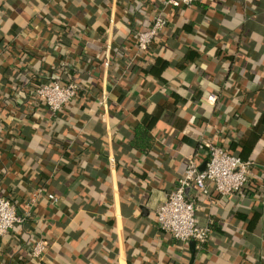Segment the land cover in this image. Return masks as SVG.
Listing matches in <instances>:
<instances>
[{
    "label": "crops",
    "instance_id": "obj_1",
    "mask_svg": "<svg viewBox=\"0 0 264 264\" xmlns=\"http://www.w3.org/2000/svg\"><path fill=\"white\" fill-rule=\"evenodd\" d=\"M160 5L0 0V96L8 84L17 94L7 107L0 97V194L20 215L36 197L31 218L0 238V264H264V0L167 5L163 32L138 53L131 34ZM69 27L83 33L67 38ZM24 65L63 81L69 67L77 99L55 117L25 103ZM208 143L251 161L252 177L225 197L186 189L197 224L212 223L200 247L160 230L155 211L187 156L204 168ZM32 233L48 246L31 263Z\"/></svg>",
    "mask_w": 264,
    "mask_h": 264
},
{
    "label": "built area",
    "instance_id": "obj_2",
    "mask_svg": "<svg viewBox=\"0 0 264 264\" xmlns=\"http://www.w3.org/2000/svg\"><path fill=\"white\" fill-rule=\"evenodd\" d=\"M150 1V0H139ZM197 0H160L161 5L152 15L150 24L138 31L135 44L138 53L148 50L154 37L163 31L166 19L163 8L167 5L189 6ZM104 65H108L105 60ZM79 85L76 83L61 84L59 81L37 83L32 90L34 101H40L53 114L76 95ZM208 99L213 101L216 95L210 94ZM104 96L101 103L104 104ZM208 157L203 169H200L196 158L189 155L186 158L184 173L179 177L168 192L166 199L155 211V222L158 228L179 241L193 240L202 244L207 237L206 225H199L196 221V205L186 198V189L195 187L207 194L209 187L220 196L225 197L243 191L252 177V162L229 153L221 146L206 144ZM39 193H41L39 191ZM55 202L57 199L51 194L46 195ZM36 197L31 198L28 209L24 214H18L15 205L0 196V238L12 230L13 226L31 218V206ZM45 246L39 239L31 247V256L42 259Z\"/></svg>",
    "mask_w": 264,
    "mask_h": 264
},
{
    "label": "trees",
    "instance_id": "obj_3",
    "mask_svg": "<svg viewBox=\"0 0 264 264\" xmlns=\"http://www.w3.org/2000/svg\"><path fill=\"white\" fill-rule=\"evenodd\" d=\"M141 2H148V1H141ZM164 30V29H163ZM163 32V31H162ZM83 32L82 31H80V30H72V28L70 29V27L67 29V31H65L64 32V35H65V37H67V38H74L75 39V37L76 38H79V36L82 34ZM159 34L160 33H158L156 36H159ZM155 36V37H156ZM135 37H136V35L135 34H131V38L132 39H135ZM155 37H154V39L153 40H155ZM59 40H61V39H58L57 41H59ZM67 40H64L63 41V43L64 42H66ZM65 44V43H64ZM61 43H57V47H55L56 49H58V51H60L61 49ZM31 66V65H30ZM26 67H25V65L23 66V67H21V69L19 70V72L17 73V75H18V80L20 79V83L19 84H21V87H23L24 89H22L23 91H24V95L23 96H25V98H26V102L25 101H22V104L25 102V103H27L28 101H30V99H31V97L33 98V95H32V90L34 89V87H35V85L37 84V83H44V82H50V81H59L61 84H68V83H76L75 81H71L70 79L72 78L71 76V74H70V69H69V67H67V69L66 70H68L67 71V81H63L62 79H61V74H57V72H58V70L56 69V72H52V73H50V74H47V75H45V76H42V75H36V76H34V77H30L28 74H27V72H26ZM31 70V69H30ZM71 75V76H70ZM30 77V79H28L27 77ZM32 80H34V81H32ZM22 81H23V83H22ZM77 84V83H76ZM15 86L16 85H12V84H8V85H6V88H5V91H7V93L6 94H3L2 96H0L1 97V101L3 102V106L4 107H7L8 105H10V100H13V98H14V96H16L17 94H16V92H15ZM79 91L80 90H78L77 91V93H76V95L73 97V99L72 100H70L69 101V103L71 102V101H73V100H75V99H77V97H78V95H79ZM16 94V95H15ZM34 99V98H33ZM37 103H40V104H42L40 101H37ZM44 105V104H43ZM64 108V106L61 108V109H59L58 111H56V112H54L52 115H54V117H55V115H58V113L59 112H61V110ZM49 111V110H48ZM20 116V120L21 121H23L24 119L23 118H25V115H23V114H20L19 115ZM6 131H7V129H6ZM9 134H10V132L9 131H7ZM4 136V135H3ZM5 137V136H4ZM6 138V137H5ZM54 139H57V140H60V139H58L57 137L56 138H54ZM3 139H2V135H0V141H2ZM6 140H7V138H6ZM22 181V180H21ZM21 181H19V182H17V186H19V187H21L22 186V182ZM0 196L1 197H4V198H6V199H8L10 202H12L14 205H15V207L17 206V202L15 201V199H13L11 196H8V195H6V194H3V193H1L0 194ZM25 221H27V220H25ZM25 221H23V222H25ZM23 222H21V223H18V224H16V225H14L13 226V228H12V230H14V229H17L18 227H20L21 225H22V223ZM206 226H207V228H208V234H207V237H206V240L202 243V244H199V246L200 247H202V246H204L205 244H207L208 243V240H209V238H210V234H211V231H212V223L211 222H209L208 224H206ZM6 236V235H5ZM2 238V237H1ZM24 239H22V243H24V244H26V243H29L31 246H30V251H29V254H30V256H29V261L32 263V262H35V260L36 259H34L32 256H31V247L33 246V244L37 241V240H41L42 242H43V244H44V246H45V250L47 249V246H48V240L47 239H45V238H42V237H40V236H38L37 234H34V233H32V234H28L27 236H24L23 237ZM21 244V243H20ZM23 247V244H21V245H18L16 248L17 249H19L18 251H20L21 249H23L22 248Z\"/></svg>",
    "mask_w": 264,
    "mask_h": 264
}]
</instances>
